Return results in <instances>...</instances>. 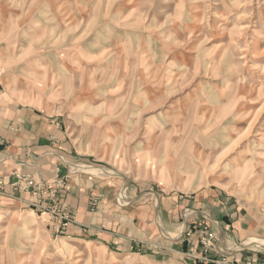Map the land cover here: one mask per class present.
Instances as JSON below:
<instances>
[{"label": "rangeland", "instance_id": "374dc122", "mask_svg": "<svg viewBox=\"0 0 264 264\" xmlns=\"http://www.w3.org/2000/svg\"><path fill=\"white\" fill-rule=\"evenodd\" d=\"M0 89L82 136L93 168L72 172L152 201L217 189L264 223V0H0ZM66 188L0 195V264L188 263L62 238ZM212 245L205 263H239ZM230 247L264 255V237Z\"/></svg>", "mask_w": 264, "mask_h": 264}, {"label": "crops", "instance_id": "0c3cea01", "mask_svg": "<svg viewBox=\"0 0 264 264\" xmlns=\"http://www.w3.org/2000/svg\"><path fill=\"white\" fill-rule=\"evenodd\" d=\"M85 150L82 136H71L57 119L50 120L37 109L8 98L0 89V176L8 193L2 196L23 203L32 199L31 193L12 190L15 174L44 181L53 180L58 172L60 177L67 176L62 202L74 214L75 224L67 227L62 238L92 243L119 257L185 258L187 264H207L198 240L207 228L215 236V245H222L226 253L218 251L232 262L247 258L264 262L262 249L231 251V245L241 246L243 240L264 237V223L249 209L235 207L219 190L157 195L153 201V192L148 190L138 197L137 189L124 187L115 178L72 172L70 165L93 168ZM122 194L128 195L129 202L119 203ZM92 200L96 201L94 210L90 209ZM159 224L164 232L159 233ZM189 229L194 230V236L191 232L188 237Z\"/></svg>", "mask_w": 264, "mask_h": 264}, {"label": "built area", "instance_id": "2783aa9c", "mask_svg": "<svg viewBox=\"0 0 264 264\" xmlns=\"http://www.w3.org/2000/svg\"><path fill=\"white\" fill-rule=\"evenodd\" d=\"M16 181L11 184V188L13 191H19L20 193H31L34 197L39 200H42L43 198L49 199L54 198L55 194H59L62 190L65 189L66 186V179L65 177H59V175L56 174V178L52 183H44L43 181H37L33 179L29 175L24 174H15ZM8 194L6 191V184L4 182V179L0 177V195H6ZM43 211H47L46 208H43ZM54 207L53 212H51L54 215V212L58 211V214H55L57 219L59 218V223L61 225V222L63 223V227L68 225V222H71L72 218L70 219L67 215H62L63 213H60L59 205L57 206L56 203H53L49 208ZM48 208V209H49ZM202 237L200 240V245H202L204 252H206L210 247H212V243L215 242V236L213 232L208 231L207 228H204L202 230ZM234 264H263L260 262H254L251 258H247L239 263Z\"/></svg>", "mask_w": 264, "mask_h": 264}, {"label": "bare ground", "instance_id": "6f19581e", "mask_svg": "<svg viewBox=\"0 0 264 264\" xmlns=\"http://www.w3.org/2000/svg\"><path fill=\"white\" fill-rule=\"evenodd\" d=\"M262 161V160H261ZM261 163V162H260ZM165 166V168L167 169V166L166 165H164ZM256 241H250V243H255ZM257 243V242H256ZM258 244V243H257Z\"/></svg>", "mask_w": 264, "mask_h": 264}, {"label": "trees", "instance_id": "16d2710c", "mask_svg": "<svg viewBox=\"0 0 264 264\" xmlns=\"http://www.w3.org/2000/svg\"><path fill=\"white\" fill-rule=\"evenodd\" d=\"M198 264V263H197Z\"/></svg>", "mask_w": 264, "mask_h": 264}]
</instances>
